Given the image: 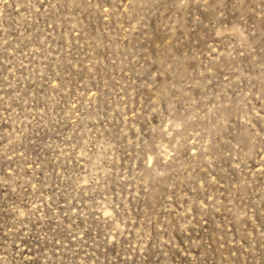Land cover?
I'll use <instances>...</instances> for the list:
<instances>
[{"label":"rangeland","instance_id":"1","mask_svg":"<svg viewBox=\"0 0 264 264\" xmlns=\"http://www.w3.org/2000/svg\"><path fill=\"white\" fill-rule=\"evenodd\" d=\"M0 264H264V0H0Z\"/></svg>","mask_w":264,"mask_h":264}]
</instances>
